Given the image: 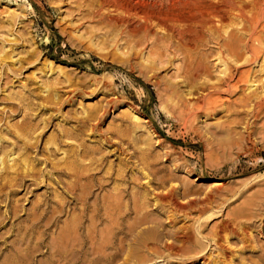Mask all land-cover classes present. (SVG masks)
Here are the masks:
<instances>
[{
  "label": "rangeland",
  "instance_id": "1",
  "mask_svg": "<svg viewBox=\"0 0 264 264\" xmlns=\"http://www.w3.org/2000/svg\"><path fill=\"white\" fill-rule=\"evenodd\" d=\"M96 2L0 0V66L16 74L22 67L18 78L0 80V127L10 140L2 144L15 143L18 153L26 136L16 131L31 122L38 126L35 153L41 161L32 163L36 154L28 151L29 168L25 157L16 171L0 166V264L63 263L59 257L71 246L72 223L83 209L72 197L76 174L92 206L106 195L124 204L125 232L137 228L120 235L125 246L136 244L140 230L159 224L148 245L145 236L139 239L141 264H264V114L242 107L248 85L234 95L212 94L210 102L201 98L221 77V60L233 58L220 52L214 38L194 51L143 45L132 52L133 38L100 21L104 11ZM157 33L152 40L164 36ZM263 62L248 69L258 75ZM49 88L56 105L44 99ZM216 97L223 103H214ZM63 130L65 143L45 164L47 143ZM66 153L71 159L65 161ZM172 188L186 209L174 212L154 200V193ZM146 190L147 200L138 196L136 202L150 217L141 220V213L131 212L130 195ZM81 223L74 232L84 231L87 223ZM182 231L190 232L188 249L170 255L164 245Z\"/></svg>",
  "mask_w": 264,
  "mask_h": 264
},
{
  "label": "bare ground",
  "instance_id": "2",
  "mask_svg": "<svg viewBox=\"0 0 264 264\" xmlns=\"http://www.w3.org/2000/svg\"><path fill=\"white\" fill-rule=\"evenodd\" d=\"M96 3H98L99 9L101 11H104V13L102 12V14L100 15V21L102 20L106 22L107 26H111L109 28H113V30L119 29L118 32L122 36L125 35L130 39L133 38V40L131 39V44L128 45L129 47H131L132 52H136L135 50L137 49V47L143 45H150L152 51L153 48L161 50L163 48H171L174 46L180 48V50L184 49L188 51H194V49L197 50L202 47H205V43H207V38L209 39L208 41H210L211 38L212 40L215 39V41H217V45L219 47L220 52L225 49L226 52H228L233 59L231 61L221 60V64L225 67V69L223 70V72H221L222 75L221 77H219L217 82L211 84V92L206 94L207 96L202 95V100L204 102H208L209 100H211L212 94L234 95L240 93L239 91L241 89V86L248 85V90H250V93L244 95L239 100L240 103L243 104L242 107H249L251 114L255 116L258 114H264V62L258 75L256 74L257 72H255L254 74V72L252 73L250 71V68L248 69V67L250 66L259 65L264 59V0H97ZM158 30L163 31L164 36L157 38V40L153 38V40H155L153 41V36H159V34L157 33ZM0 60H2V58ZM19 67H21V65ZM11 68H9V66L8 68L6 66L4 68H1L0 66V80L2 77L8 78L11 75H13L14 78H18V72L22 67L18 69L19 71L17 70V74ZM16 69L14 70L16 71ZM6 83L8 82L5 81V84ZM205 85L209 86L207 83L204 84V87H206ZM24 88L27 87L24 86ZM51 90L52 88H49L46 90L47 92H44L45 94H47L46 96L44 95V99L47 98L49 101H51L52 104L53 101L58 99L56 98V96H51ZM213 102H222V100L220 97H216ZM53 104L56 105V102H53ZM93 117L95 116L93 115L92 118ZM1 121L2 120L0 118V122ZM30 123L26 122L25 120L24 126L18 131H16V135L19 138L26 136L25 142L18 153L15 151V143L12 144V147L2 144V142L10 144V140L4 138L3 129L2 127H0V154H2L0 155V166L3 165L4 167H6V171L8 168L7 166H10L8 168L9 170L14 171V167L17 165L18 159H23L24 157L25 158L24 160H22V162L24 163L25 169H27V167L29 168L28 151H31V154L29 155L30 157L32 154H36L35 149L38 147L39 142L38 138L35 137V134L37 132L36 127L38 128V126H33ZM45 126L46 125H44V127ZM90 129L94 131L95 127L93 126ZM8 132H10L9 129ZM67 135L68 131L63 130L61 131V133H59L56 137H53L47 143L51 145V147L45 149L44 151L47 155L46 160H44L45 164L48 160H51L50 158L53 153L59 152L61 143H65V138L67 137ZM80 135L81 132L79 136ZM58 145L60 146L58 147ZM89 152L90 151H86L84 154H88ZM123 153L125 152L123 151ZM65 156V161L67 159H71L69 158L70 155L68 153H66ZM72 157V159L78 160V157ZM30 161L32 163L37 162L39 164L41 162L38 159L37 154L34 155L30 159ZM11 175L12 174L7 173L5 177H11ZM76 175V177H73L75 178V182L73 183L74 185H72L71 187V192L73 195L72 197L74 202H77L78 204L81 203L83 209H79L78 219L73 221L72 227H77L75 225H77V223L80 224L81 220H84L87 225L85 226L84 231L80 234L79 232L76 233V231H73L75 228L71 229V246L67 247L68 250L66 251V253L64 250V254H62L63 257L59 258L62 259L64 264H141L144 260L142 257H140V252L142 249L139 247L141 246L140 243L142 242H139V239L141 240V237L145 236L144 241L146 242L143 241V244L148 245L147 243L149 242V240H152L153 237L157 234L155 227L159 224L156 225L157 223H154L155 227L140 230L137 235H134V238L136 237V244H129L125 246L123 244V238H121L122 236L120 237V235L128 236L130 233L133 234L135 232V229L137 228L133 229V226L132 228H129L130 230H128V234L127 232H125L126 228L124 227V223L128 220L127 216L129 215L126 213L127 211L123 208L124 204L121 205L118 200V203L114 204L113 202L116 201V199L113 198L115 197H113L112 199L109 197L106 198V195L105 197L100 198L103 202L101 205L97 206V204L95 203L92 206V204H89L88 194L84 191V189H86L87 187L84 188L85 185L82 186V184H79L80 180L82 179L81 175ZM149 177L150 176L148 174L144 177L147 181V186L151 185V179H149ZM133 181L136 182V178L131 177L127 182L133 184ZM164 182H166L165 179L163 183ZM77 192H79V194ZM87 192L89 193L88 190ZM176 192L177 189L172 188L168 192H161L159 194L154 193V200L156 202L160 201L161 203H168L169 205H171L174 212L186 209V206L184 204H181L176 200ZM147 195V190L144 192H140L138 195H136V193L130 195L131 200H133L132 202H134L132 203L134 206L131 212H133V214L137 215L138 217L142 210L140 211V208H138L139 203H137L136 200L140 198L141 200H143V202H145V200H147ZM96 197L94 199V202L100 200ZM107 199L114 201H108ZM74 212L76 213V211ZM147 216L150 217L149 213H144L142 214V217L140 216L139 218L143 220ZM141 220H139V222H141ZM98 226H103L105 230H98ZM112 227H115L117 229V234L112 231L110 232L111 229H114ZM138 229L140 228L138 227ZM261 232L262 231H260V234ZM95 235L101 237L100 241L97 240V236L95 237ZM221 235L222 234H218L217 236ZM189 240V231L174 233L173 241L167 242L164 245V250L169 252L170 255L174 253H183L188 249V245L190 244ZM54 243L55 242L53 241L51 244ZM38 244L39 245H37V248L38 250H40V248H42V244ZM51 244L49 245L48 250L50 248L51 250L49 251H55L53 245ZM35 245L36 242L34 246ZM55 245L57 244L55 243ZM55 245L54 247H56ZM32 247L33 246H31V248ZM59 247L61 246L59 245ZM54 253H52L51 255L53 256ZM30 254H32V251ZM27 258H29V254ZM62 261L60 260V262Z\"/></svg>",
  "mask_w": 264,
  "mask_h": 264
}]
</instances>
